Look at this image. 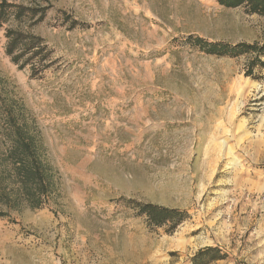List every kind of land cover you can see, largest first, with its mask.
<instances>
[{
    "label": "rangeland",
    "instance_id": "374dc122",
    "mask_svg": "<svg viewBox=\"0 0 264 264\" xmlns=\"http://www.w3.org/2000/svg\"><path fill=\"white\" fill-rule=\"evenodd\" d=\"M38 1L51 65L31 77L2 30L0 88L34 113L60 187L0 218V264H192L206 247L227 255L210 264H264V68L186 43L263 41L264 16L218 0ZM139 203L187 218L153 226Z\"/></svg>",
    "mask_w": 264,
    "mask_h": 264
},
{
    "label": "trees",
    "instance_id": "16d2710c",
    "mask_svg": "<svg viewBox=\"0 0 264 264\" xmlns=\"http://www.w3.org/2000/svg\"><path fill=\"white\" fill-rule=\"evenodd\" d=\"M227 8L244 6L249 13L264 16V0H218ZM49 5L38 0H0V32L5 31V51L31 77H41L51 65L46 40L34 31L47 15ZM186 43L217 57H247L246 75L264 68V40L230 43L188 35ZM0 218L10 210L37 209L59 190L60 177L52 163L42 128L32 110L10 90L0 88ZM139 212L153 226L171 223L176 228L187 214L153 203H139ZM227 258L215 247L200 249L192 264H210Z\"/></svg>",
    "mask_w": 264,
    "mask_h": 264
},
{
    "label": "crops",
    "instance_id": "0c3cea01",
    "mask_svg": "<svg viewBox=\"0 0 264 264\" xmlns=\"http://www.w3.org/2000/svg\"><path fill=\"white\" fill-rule=\"evenodd\" d=\"M232 115V114H231ZM232 120V116L231 117H229V115L227 116L226 115V120H225V128L227 127V124H228V127L227 128H229V127H231V120ZM216 123V122H215Z\"/></svg>",
    "mask_w": 264,
    "mask_h": 264
}]
</instances>
